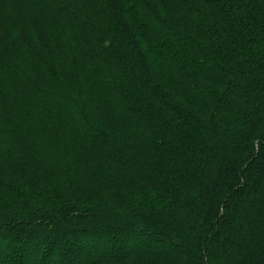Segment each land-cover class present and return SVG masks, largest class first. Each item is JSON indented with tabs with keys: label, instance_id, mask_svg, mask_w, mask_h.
Segmentation results:
<instances>
[{
	"label": "trees",
	"instance_id": "1",
	"mask_svg": "<svg viewBox=\"0 0 264 264\" xmlns=\"http://www.w3.org/2000/svg\"><path fill=\"white\" fill-rule=\"evenodd\" d=\"M0 264H264V0H0Z\"/></svg>",
	"mask_w": 264,
	"mask_h": 264
}]
</instances>
